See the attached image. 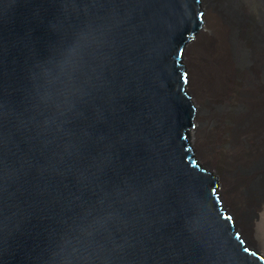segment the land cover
Returning <instances> with one entry per match:
<instances>
[{
    "label": "water",
    "instance_id": "95a60500",
    "mask_svg": "<svg viewBox=\"0 0 264 264\" xmlns=\"http://www.w3.org/2000/svg\"><path fill=\"white\" fill-rule=\"evenodd\" d=\"M206 0H0V264H264L191 149Z\"/></svg>",
    "mask_w": 264,
    "mask_h": 264
},
{
    "label": "bare ground",
    "instance_id": "6f19581e",
    "mask_svg": "<svg viewBox=\"0 0 264 264\" xmlns=\"http://www.w3.org/2000/svg\"><path fill=\"white\" fill-rule=\"evenodd\" d=\"M183 70L197 114L191 149L199 170L214 176L225 214L264 263L251 231L264 206V0H206Z\"/></svg>",
    "mask_w": 264,
    "mask_h": 264
},
{
    "label": "rangeland",
    "instance_id": "374dc122",
    "mask_svg": "<svg viewBox=\"0 0 264 264\" xmlns=\"http://www.w3.org/2000/svg\"><path fill=\"white\" fill-rule=\"evenodd\" d=\"M258 218H254L252 222V228L251 231L253 233V237L255 238L256 241V248L264 258V227L261 226V223L264 222V206L262 207L261 210L257 211ZM255 224V228L253 226Z\"/></svg>",
    "mask_w": 264,
    "mask_h": 264
}]
</instances>
